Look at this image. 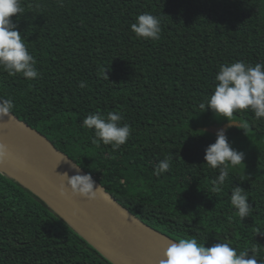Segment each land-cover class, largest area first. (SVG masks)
<instances>
[{"label":"trees","instance_id":"obj_1","mask_svg":"<svg viewBox=\"0 0 264 264\" xmlns=\"http://www.w3.org/2000/svg\"><path fill=\"white\" fill-rule=\"evenodd\" d=\"M12 20L40 73L28 80L0 70V97L13 113L47 136L141 220L179 239L217 240L256 249L264 260V118L250 110L231 119L232 147L244 165L230 168L222 191L218 170L204 162L215 134L200 127L228 122L199 104L214 91L219 65L264 62V0H21ZM142 12L161 20V38H138ZM105 73L108 79L104 75ZM80 81L86 87L80 88ZM119 112L131 126L126 144L91 142L82 126L94 113ZM172 157L168 172L156 164ZM253 207L240 220L233 187ZM249 255L251 251L249 250ZM0 264H112L42 200L0 171Z\"/></svg>","mask_w":264,"mask_h":264},{"label":"clouds","instance_id":"obj_2","mask_svg":"<svg viewBox=\"0 0 264 264\" xmlns=\"http://www.w3.org/2000/svg\"><path fill=\"white\" fill-rule=\"evenodd\" d=\"M23 12L21 0H0V70L6 72L8 76L21 74L25 79L33 80L40 76L36 67L37 61L29 52L17 24L12 20L13 16ZM130 28L138 38L153 41L161 38V20L151 12L138 14ZM104 75L108 79L105 69ZM214 79L217 83L213 93L199 104V108L201 111L208 108L216 116H223L228 121L225 128L216 131L215 141L204 150V162L211 169L218 170L211 183L212 191L219 193L229 179L230 168L244 165L245 154L232 147L226 129L234 126L245 132L249 124L231 118L234 113L242 110H250L256 119L264 118V62L255 65L244 60L223 63L219 65ZM86 86L85 81H80V88ZM14 107L12 98L0 97V118L12 113ZM122 121L123 117L119 112L109 111L106 116L101 113L87 115L83 119L82 126L94 132L91 142L97 147L101 144L110 145L113 150H117L127 143L131 135V126ZM8 155V146L0 143V161L6 159ZM171 160L172 157L166 156L159 161L155 166L154 175L159 177L168 172ZM63 175L73 195L89 200L96 198V191L100 185H95L89 173ZM60 194L64 195L63 186ZM230 203L241 221L252 213L253 207L248 202V193L238 185L231 190ZM256 233L264 234V231L257 228ZM207 237L208 235L204 237L202 243L196 238L181 237L171 240L163 251V258L160 259L159 264H264V260L256 255V249L238 250L231 243L221 242L218 239L216 243L206 247Z\"/></svg>","mask_w":264,"mask_h":264},{"label":"water","instance_id":"obj_3","mask_svg":"<svg viewBox=\"0 0 264 264\" xmlns=\"http://www.w3.org/2000/svg\"><path fill=\"white\" fill-rule=\"evenodd\" d=\"M227 123L200 128L215 134ZM0 143L9 149L0 171L42 200L112 264H159L167 244L176 240L134 215L91 174L100 185L96 198L73 195L63 174L88 172L13 112L0 118Z\"/></svg>","mask_w":264,"mask_h":264}]
</instances>
